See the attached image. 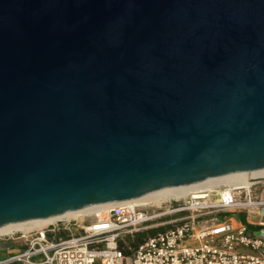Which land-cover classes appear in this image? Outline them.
Listing matches in <instances>:
<instances>
[{
    "label": "water",
    "instance_id": "obj_1",
    "mask_svg": "<svg viewBox=\"0 0 264 264\" xmlns=\"http://www.w3.org/2000/svg\"><path fill=\"white\" fill-rule=\"evenodd\" d=\"M264 168V0H0V227Z\"/></svg>",
    "mask_w": 264,
    "mask_h": 264
},
{
    "label": "built area",
    "instance_id": "obj_2",
    "mask_svg": "<svg viewBox=\"0 0 264 264\" xmlns=\"http://www.w3.org/2000/svg\"><path fill=\"white\" fill-rule=\"evenodd\" d=\"M251 181L165 200L117 202L0 237L18 246L0 264H264V229L255 234L237 220L264 208L256 196L264 177ZM150 230L155 234L130 244L136 233Z\"/></svg>",
    "mask_w": 264,
    "mask_h": 264
},
{
    "label": "bare ground",
    "instance_id": "obj_3",
    "mask_svg": "<svg viewBox=\"0 0 264 264\" xmlns=\"http://www.w3.org/2000/svg\"><path fill=\"white\" fill-rule=\"evenodd\" d=\"M264 177V168L255 172H244V173H235L229 174L228 176L212 178L204 181L196 182L191 186H181L180 188H168L163 191L150 192L149 194L133 198V200L125 201V203L133 204V203H145L150 201H155V199L165 200V198L169 197H183L192 195L197 190H211L212 188L217 187H228V186H246L249 185L252 181L257 180ZM117 203H108L101 204V206H89L85 207V209L78 211H71L70 213H63L54 215L53 217L47 219H39L33 221H26L22 223L15 224H6V226L0 227V237H7V235L21 233L22 231H26L29 229L38 230V228H43L48 225H52L56 222L75 219L81 215L86 214V212H91L95 209H99L103 206H112Z\"/></svg>",
    "mask_w": 264,
    "mask_h": 264
},
{
    "label": "crops",
    "instance_id": "obj_4",
    "mask_svg": "<svg viewBox=\"0 0 264 264\" xmlns=\"http://www.w3.org/2000/svg\"><path fill=\"white\" fill-rule=\"evenodd\" d=\"M260 194L256 193V196L261 197L264 199V189L259 192ZM239 215L245 216V223L239 220ZM255 216L258 217L260 220L258 222H253L250 217ZM237 220L241 222L244 225H247V228L249 231L253 233H259L261 229H264V227H260L259 223L264 222V208L261 209V211L257 212V214H238ZM18 250V246L16 242H13L11 240L6 239H0V260H5L11 253H14Z\"/></svg>",
    "mask_w": 264,
    "mask_h": 264
},
{
    "label": "trees",
    "instance_id": "obj_5",
    "mask_svg": "<svg viewBox=\"0 0 264 264\" xmlns=\"http://www.w3.org/2000/svg\"><path fill=\"white\" fill-rule=\"evenodd\" d=\"M239 220L245 223V216L239 215ZM154 234H155V231L136 233L134 238L131 240L130 244L134 247L142 243L146 238L150 237V235H154Z\"/></svg>",
    "mask_w": 264,
    "mask_h": 264
},
{
    "label": "rangeland",
    "instance_id": "obj_6",
    "mask_svg": "<svg viewBox=\"0 0 264 264\" xmlns=\"http://www.w3.org/2000/svg\"><path fill=\"white\" fill-rule=\"evenodd\" d=\"M256 190H257V194H260L259 192L262 190V187L260 186V187H257L256 188ZM236 218V217H235ZM250 219L253 221V222H258L260 219L258 218V217H255V216H251L250 217ZM150 231H153V230H150Z\"/></svg>",
    "mask_w": 264,
    "mask_h": 264
}]
</instances>
